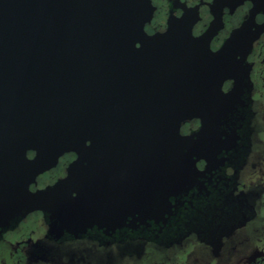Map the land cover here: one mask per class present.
<instances>
[{"label":"water","instance_id":"1","mask_svg":"<svg viewBox=\"0 0 264 264\" xmlns=\"http://www.w3.org/2000/svg\"><path fill=\"white\" fill-rule=\"evenodd\" d=\"M247 1L250 17L213 52L224 10ZM210 9L196 37L188 16L148 34L151 0H0V226L42 211L51 229L128 240L193 184L195 159L247 156V50L264 0H213ZM194 119L201 126L183 136ZM69 153L66 176L32 191Z\"/></svg>","mask_w":264,"mask_h":264},{"label":"flooded vegetation","instance_id":"2","mask_svg":"<svg viewBox=\"0 0 264 264\" xmlns=\"http://www.w3.org/2000/svg\"><path fill=\"white\" fill-rule=\"evenodd\" d=\"M151 2L153 17L145 27L150 35L164 32L171 18L188 16L195 21L194 36L199 37L214 19L213 0ZM252 8L247 1L233 13L224 10L223 26L210 42L213 52L250 17ZM252 25L251 33L259 34L247 50L253 110L247 156L232 151L210 163L195 159L193 184L169 199L171 209H159L147 225L130 231L128 240L107 237L102 230L69 232L58 225L51 229L48 215L34 211L0 226V264H264V12L255 15ZM232 86L227 81L224 90ZM200 126L199 119L188 121L181 133L190 135ZM75 159L74 153L61 157L31 190L64 178Z\"/></svg>","mask_w":264,"mask_h":264}]
</instances>
